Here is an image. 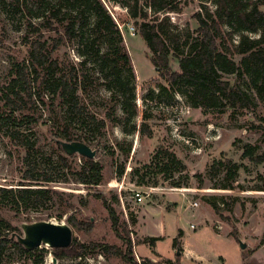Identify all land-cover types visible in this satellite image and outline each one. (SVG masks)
I'll use <instances>...</instances> for the list:
<instances>
[{
  "label": "rangeland",
  "instance_id": "1",
  "mask_svg": "<svg viewBox=\"0 0 264 264\" xmlns=\"http://www.w3.org/2000/svg\"><path fill=\"white\" fill-rule=\"evenodd\" d=\"M60 1L50 0L51 7H56L54 11ZM180 1L179 12L167 15L170 30L181 37L180 51L187 53V43L198 36L196 14L214 16L216 6L201 0ZM255 1L264 12V0ZM46 6L43 0H0V188L16 193L44 188L55 193L20 203L0 194V220L19 229L22 224L41 221L64 222L81 243H105L124 251L125 239L130 238L138 263L143 259L176 262L180 257L181 264H264V101L251 87L249 78L222 74L252 97V109H227L222 113L194 108L159 76L151 62L154 54L139 36L127 10L106 3L116 22L119 16L128 19L126 24H119L122 41L110 38L88 51L80 38L66 40L52 55L59 62L58 75L73 78L80 85L75 110L68 113L61 109L50 90L41 85L42 79L37 82L33 76H29L33 104L20 91L26 104L18 101L7 105L5 94L11 92L8 88L16 78V66L29 65L33 43L49 41V52L53 40L64 34L67 9H62L57 21L49 18ZM50 19L54 30L47 25ZM86 22L92 25L93 20L87 16ZM88 32L92 34L90 28ZM229 32L223 27L221 50L239 63L242 57L234 51L240 36L231 37ZM261 33L259 30L245 35L259 38ZM116 49L129 55L130 66L114 61L115 56L102 58L108 50ZM171 57L172 68L177 70L179 62ZM118 80L134 92L133 117L123 110L125 99ZM12 112L17 123L29 115L36 117L38 124L17 126L7 120ZM90 113L105 120L102 132L89 118ZM56 125H68L74 136L88 137L86 143L98 151L95 161L103 166L100 186L88 187L58 166L59 152L53 136ZM28 143L35 148L30 164L25 162ZM249 147L253 148L252 155L245 156ZM49 157L54 162L51 167L45 164ZM226 160L238 166L233 182L222 166ZM71 163L81 165L82 157L74 155ZM29 166L36 167L39 177L48 172L53 182L46 184L42 178L25 181ZM138 193L143 202L134 200ZM195 203L198 205L193 206ZM107 205L114 208L119 219L117 231ZM71 217L81 231L69 223ZM193 224L195 229H191ZM182 231L185 237L180 235ZM12 233L23 237V231ZM162 235L153 246L151 239ZM175 239L185 244L191 256L182 259V245L175 246ZM240 241L246 244L244 250ZM42 252L40 264H127L119 257L108 259L101 254L57 260L53 249L44 246L29 252L11 248L3 264H37Z\"/></svg>",
  "mask_w": 264,
  "mask_h": 264
},
{
  "label": "trees",
  "instance_id": "2",
  "mask_svg": "<svg viewBox=\"0 0 264 264\" xmlns=\"http://www.w3.org/2000/svg\"><path fill=\"white\" fill-rule=\"evenodd\" d=\"M50 11V17L53 20H59L62 9H67L64 22V34L59 40L54 39L52 49L48 52L47 42L36 41L29 51V65H18L15 69L16 78L11 81L8 88L11 92L5 94L6 104L15 105L19 102L26 104L25 99L20 97V91L27 96L30 104L33 102L32 87L29 84V76L34 77V81L41 78V85L48 88L54 98L58 101L61 109L72 113L79 104L80 85L77 80L58 75L59 62L52 58V55L58 51L61 45L66 41H73L80 38L88 51H94L95 47L101 43H107L110 38L122 41L119 24H126L128 19L119 16L118 21L108 12L106 3L114 6H120L127 10V16L134 21V25L139 36L145 41L149 50L154 54L151 62L157 69L159 76L165 80L172 91L182 93L194 108H201L206 111L218 110L224 112L227 109L250 110L255 103L252 97L241 88L234 86L230 81L223 78L222 74H237L239 77H248L251 87L257 92L261 101H264V12L260 10L258 1L255 0H201L212 3L216 6L214 16L205 18L201 13H197L195 18L198 21V36L195 41L187 43V53L180 51V35L170 30V18L167 13L179 12L180 0H61L57 11L51 7L50 0H43ZM92 18V25L87 24L86 17ZM63 23V22H62ZM48 27L53 29V22L50 19ZM223 27H228L229 35L240 36V43L234 51V54L240 55V62H236L233 57L221 50L220 36L223 34ZM90 28V33L88 29ZM262 30L259 38H250L245 32L256 33ZM96 53H100L96 51ZM115 56L114 61L121 60L125 66H130L131 60L128 54H123L119 49L108 50L102 55V58L108 59ZM171 56L179 62L178 69L174 70L171 65ZM121 85V95L124 97L122 103L123 110L134 116L135 96L132 89H127L118 80ZM19 89L18 92L15 90ZM167 87L163 90L166 91ZM184 89H186L184 91ZM42 99L41 97H39ZM19 101V102H18ZM42 103L43 100H41ZM36 100L34 101L35 104ZM33 104V103H32ZM17 109V108H15ZM19 109L23 110L20 106ZM85 109V108H84ZM33 110V109H32ZM54 111V110H53ZM89 118L97 124V129L102 132L106 128L105 120H98L96 115H88ZM7 120L16 122L14 112ZM24 123L38 124V119L33 116H24L23 120L17 126ZM54 138L66 140L68 142H84L87 138L83 136H74L69 126H55ZM94 130V129H93ZM92 130V131H93ZM92 137V136H91ZM55 141V140H54ZM58 166L61 169H67L76 176V179L82 184L92 187L100 186L103 182V166L93 159L82 157L83 163L74 166L71 160L74 156H67L62 147L58 144ZM87 144V143H86ZM27 157L25 162L30 164L34 145H26ZM253 148L249 147L245 156L252 155ZM179 163L178 161H176ZM45 164L51 167L54 162L52 157L45 160ZM227 170L228 179L233 182L237 176L238 166L230 160L222 163ZM36 167H30L25 171L23 179L28 182L42 181L46 184L52 183L53 178L48 172L39 177L36 174ZM124 169L120 171L122 174ZM55 193L46 189H24L16 193L14 190L0 188V194L4 198H10L15 202L26 201V199L39 198L41 196H50ZM20 203V202H19ZM18 203V204H19ZM110 215L113 217V227L118 230L119 219L113 207L107 205ZM216 209V207H215ZM217 210V209H216ZM134 222V220H132ZM73 227H77L78 222L74 217L69 219ZM21 232V229L14 227L11 223L0 220V264H3V257L11 248L24 251H31L22 245L15 233ZM181 235V233H180ZM125 239V238H124ZM161 238H152L154 246ZM127 249L124 251L120 247L105 243H81L73 238L72 244L68 248L53 249L54 257L58 259L73 258L87 259L97 254L106 258L119 257L127 264H181V258L176 262H154L151 259H143L138 263L135 259L133 246L130 238L125 239ZM175 246L180 245L178 239L174 240ZM43 252L37 256L36 263L43 262Z\"/></svg>",
  "mask_w": 264,
  "mask_h": 264
},
{
  "label": "water",
  "instance_id": "3",
  "mask_svg": "<svg viewBox=\"0 0 264 264\" xmlns=\"http://www.w3.org/2000/svg\"><path fill=\"white\" fill-rule=\"evenodd\" d=\"M54 140L62 147L67 156L78 155L87 159L95 160L98 151L79 141L68 142L66 140L54 138ZM23 231V237L17 235L18 241L27 249L36 248L62 249L71 246L74 235L72 228L64 222L58 223L53 221H41L36 223L22 224L20 226ZM241 248L244 250L246 244L240 241ZM180 253H178L179 256ZM53 262L56 259L53 258Z\"/></svg>",
  "mask_w": 264,
  "mask_h": 264
},
{
  "label": "crops",
  "instance_id": "4",
  "mask_svg": "<svg viewBox=\"0 0 264 264\" xmlns=\"http://www.w3.org/2000/svg\"><path fill=\"white\" fill-rule=\"evenodd\" d=\"M182 234H183V237H185V233L183 231L181 232V236H182ZM160 237H164V236L162 235V236L153 237V238H160ZM180 243H181V241H180ZM181 245H182V248H183V256H182V259L185 258V257H187V256H191L190 255V251L189 250H186L185 244L184 243L183 244L181 243Z\"/></svg>",
  "mask_w": 264,
  "mask_h": 264
},
{
  "label": "built area",
  "instance_id": "5",
  "mask_svg": "<svg viewBox=\"0 0 264 264\" xmlns=\"http://www.w3.org/2000/svg\"><path fill=\"white\" fill-rule=\"evenodd\" d=\"M133 198L137 202H143V199H144L140 193L136 194ZM197 205H198V203L193 204V206H197ZM195 228H196V226L194 224L191 225V229H195Z\"/></svg>",
  "mask_w": 264,
  "mask_h": 264
}]
</instances>
